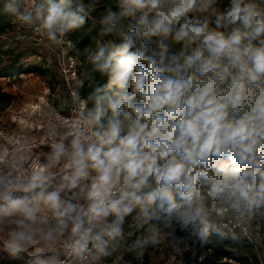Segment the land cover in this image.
I'll use <instances>...</instances> for the list:
<instances>
[{"label":"clouds","instance_id":"obj_1","mask_svg":"<svg viewBox=\"0 0 264 264\" xmlns=\"http://www.w3.org/2000/svg\"><path fill=\"white\" fill-rule=\"evenodd\" d=\"M0 12L49 46L90 20L99 37L71 114L21 117L42 143L0 133V255L108 264L129 217L139 258L163 230L179 251L264 215V0H0Z\"/></svg>","mask_w":264,"mask_h":264},{"label":"rangeland","instance_id":"obj_2","mask_svg":"<svg viewBox=\"0 0 264 264\" xmlns=\"http://www.w3.org/2000/svg\"><path fill=\"white\" fill-rule=\"evenodd\" d=\"M102 4H111L113 0H101ZM103 7L96 11L101 15ZM107 39V38H105ZM0 41H8L19 52L23 53L22 63L26 67L31 65H43L49 67L51 77L46 80L37 74H25L20 79L3 78L0 82L4 92L12 95L7 106L0 104V133L10 135L34 136L38 143L43 142V133L39 127L27 128L21 123V117L29 123L38 122L45 112L55 108L64 114H71L73 100L71 93L75 89L76 81H67L66 68L72 63L69 54H65V48L71 49L68 36L62 44L49 46L48 41L36 34L30 27L15 20V27L6 35L0 37ZM70 51V50H69ZM75 66L79 70L82 65L81 53L73 52ZM3 137H0L2 142ZM237 227V226H236ZM255 245L260 264H264V215H257L251 221L244 222L240 227ZM123 245L108 260V264H130L118 260L122 256ZM151 259L148 264H185L183 251L174 250L170 236L162 232L160 243L150 252ZM0 264H22L21 260H13L6 255H0Z\"/></svg>","mask_w":264,"mask_h":264},{"label":"trees","instance_id":"obj_3","mask_svg":"<svg viewBox=\"0 0 264 264\" xmlns=\"http://www.w3.org/2000/svg\"><path fill=\"white\" fill-rule=\"evenodd\" d=\"M93 16L98 18L100 15L94 12ZM14 27L15 18L0 12V37L12 31ZM96 32H98V25L90 20L82 29H78L68 36L72 42L71 52L78 51L82 56V65L78 70L79 79L83 78V74L91 67L83 54V49L86 46L95 45L96 39H99L96 37ZM22 56L23 53L17 51L8 41H0V82L3 78L20 79L22 75L30 73L40 75L45 80L51 77L49 67L39 64L26 67L21 61ZM97 79H99L98 76ZM90 90L86 81L82 95L86 96ZM11 98L12 95L4 92L0 86V104L4 107L7 106ZM169 231L172 230L168 229L162 232L168 234ZM221 231L223 235L213 234L203 244L182 245L180 249L183 251L185 264H260L256 245L234 223H229ZM139 236L140 232L137 230L135 222L129 217L125 224L126 243L122 244L123 261L120 263L148 264L150 262V252L153 247H149L143 257L139 258L134 251L130 250L131 243Z\"/></svg>","mask_w":264,"mask_h":264},{"label":"built area","instance_id":"obj_4","mask_svg":"<svg viewBox=\"0 0 264 264\" xmlns=\"http://www.w3.org/2000/svg\"><path fill=\"white\" fill-rule=\"evenodd\" d=\"M68 42H69V45H70V48L71 49H68V48H65V51L64 53L65 54H69V58L71 60V64L66 68V79L67 81H71L73 79H76L78 77V69L77 67L75 66V61H74V55L73 53L71 52L72 50V42L68 39ZM70 50V51H69Z\"/></svg>","mask_w":264,"mask_h":264}]
</instances>
